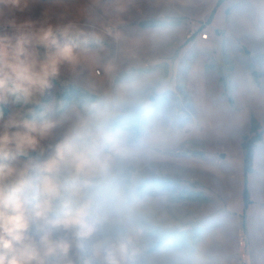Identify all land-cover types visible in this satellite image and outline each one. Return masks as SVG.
<instances>
[{"label": "rangeland", "instance_id": "rangeland-1", "mask_svg": "<svg viewBox=\"0 0 264 264\" xmlns=\"http://www.w3.org/2000/svg\"><path fill=\"white\" fill-rule=\"evenodd\" d=\"M0 13V34L13 39L25 20L34 42L48 24L71 26L56 34L79 61L62 65L32 105L37 114L57 109L58 134L91 103L117 96L125 79L167 81L163 99L153 96L146 110L119 121L135 152L122 174L148 210L138 221L146 261L165 264L168 253L190 249L204 250L213 264H264V134L247 177L241 148L251 118L264 120V0H32L23 11L0 6Z\"/></svg>", "mask_w": 264, "mask_h": 264}, {"label": "clouds", "instance_id": "clouds-1", "mask_svg": "<svg viewBox=\"0 0 264 264\" xmlns=\"http://www.w3.org/2000/svg\"><path fill=\"white\" fill-rule=\"evenodd\" d=\"M31 3L0 0L9 10ZM7 24L17 25L14 17ZM30 25L20 23L15 39L0 34V106L22 105L6 117L0 113V264H73L83 252L89 253L84 264H150L138 227L148 210L122 174L135 156L132 136L119 121L126 111L146 110L153 96L163 99L167 81L125 79L117 96L91 103L58 134L57 109L46 106L37 114L32 105L61 66L74 67L79 56L71 43L58 42L56 33L66 35L71 26L48 24L34 42L23 32ZM40 47L54 51L42 55ZM164 261L213 264L204 250L190 249L168 253Z\"/></svg>", "mask_w": 264, "mask_h": 264}, {"label": "trees", "instance_id": "trees-1", "mask_svg": "<svg viewBox=\"0 0 264 264\" xmlns=\"http://www.w3.org/2000/svg\"><path fill=\"white\" fill-rule=\"evenodd\" d=\"M264 134V120L260 124L253 117L250 121L249 135H244L241 141V148L243 151V174L245 177L253 172V157L254 149L259 141L262 139ZM243 201L245 206L248 203V191L247 189L243 192Z\"/></svg>", "mask_w": 264, "mask_h": 264}, {"label": "built area", "instance_id": "built-area-1", "mask_svg": "<svg viewBox=\"0 0 264 264\" xmlns=\"http://www.w3.org/2000/svg\"><path fill=\"white\" fill-rule=\"evenodd\" d=\"M200 38L201 39H207L208 38V34L203 32L202 34H200Z\"/></svg>", "mask_w": 264, "mask_h": 264}, {"label": "water", "instance_id": "water-1", "mask_svg": "<svg viewBox=\"0 0 264 264\" xmlns=\"http://www.w3.org/2000/svg\"><path fill=\"white\" fill-rule=\"evenodd\" d=\"M39 51L42 55H46V49L44 47H40Z\"/></svg>", "mask_w": 264, "mask_h": 264}, {"label": "crops", "instance_id": "crops-1", "mask_svg": "<svg viewBox=\"0 0 264 264\" xmlns=\"http://www.w3.org/2000/svg\"><path fill=\"white\" fill-rule=\"evenodd\" d=\"M250 175V174H249ZM248 176V175H247Z\"/></svg>", "mask_w": 264, "mask_h": 264}]
</instances>
